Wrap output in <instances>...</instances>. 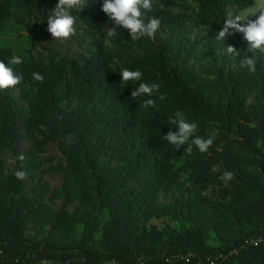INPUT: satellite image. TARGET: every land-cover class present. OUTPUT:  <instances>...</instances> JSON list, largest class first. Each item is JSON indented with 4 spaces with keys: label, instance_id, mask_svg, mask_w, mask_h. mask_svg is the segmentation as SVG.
<instances>
[{
    "label": "trees",
    "instance_id": "trees-1",
    "mask_svg": "<svg viewBox=\"0 0 264 264\" xmlns=\"http://www.w3.org/2000/svg\"><path fill=\"white\" fill-rule=\"evenodd\" d=\"M46 1L49 12L43 0H0V61H23L13 66L20 99L0 90V264H264V54L239 32L216 40L227 12L255 0H153L146 15L160 27L135 41L122 27L109 37L103 0H85L71 12L85 38L72 46L52 40L58 0ZM251 56L255 72L241 62ZM122 69L141 80L122 84ZM141 82L160 87L131 97ZM145 99L155 107L142 108ZM176 112L197 125L194 136L213 138L207 152L163 139ZM57 142L53 212L47 188L29 197L14 173L28 175ZM225 171L231 180L220 179ZM28 224L42 228L40 240L25 236Z\"/></svg>",
    "mask_w": 264,
    "mask_h": 264
},
{
    "label": "clouds",
    "instance_id": "clouds-1",
    "mask_svg": "<svg viewBox=\"0 0 264 264\" xmlns=\"http://www.w3.org/2000/svg\"><path fill=\"white\" fill-rule=\"evenodd\" d=\"M86 4L85 0H58L56 6L50 11L47 18V31L51 34L52 40L60 41L61 43L70 39L76 32L75 17L71 14L73 9L81 10ZM153 8V0H103L101 11L104 12L113 27L108 28L107 35L109 37L117 36V27H122L129 31L132 40H139L143 37L155 38L156 32L160 27L161 21L158 18L148 17L147 12H151ZM255 16V19H248L249 16ZM235 32L243 34L247 41L250 52H260L264 54V0H255L253 10L244 14L229 10L226 14L223 26L216 36V40L224 41L228 36ZM227 54H237V49L229 45L225 48ZM22 59L19 56L13 55L8 60V65H20ZM242 64L247 66L249 71L255 72V60L251 57H245ZM122 77L121 83L127 85L129 82L140 81L142 73L139 70L122 69L120 72ZM32 78L37 82H43L44 77L39 73H33ZM23 80L21 75L14 72L13 67L6 66L0 61V90H6L15 87ZM159 84L139 83L131 92V97L137 98L141 96L151 97L154 91H158ZM163 100L165 97L160 96ZM154 99H145L142 103V108L145 110L149 107H155ZM171 123L175 125L176 131H169L163 139L168 144L173 145L176 149L187 144L186 151H191L189 141L194 144L198 150L205 153L213 144V138L207 139L199 136H194L197 131L195 123L186 122L180 112H176ZM23 161L24 156L21 154L18 157ZM17 179H25L27 174L24 171L17 170L14 173ZM233 174L225 171L220 177L221 180H231Z\"/></svg>",
    "mask_w": 264,
    "mask_h": 264
},
{
    "label": "rangeland",
    "instance_id": "rangeland-1",
    "mask_svg": "<svg viewBox=\"0 0 264 264\" xmlns=\"http://www.w3.org/2000/svg\"><path fill=\"white\" fill-rule=\"evenodd\" d=\"M43 4H44L43 10H46L47 12H49V10L47 9V7L49 6L48 1L43 0ZM253 8L242 10L239 13L244 14L250 10H253ZM255 18H256L255 16H251V15L248 17V19H255ZM42 19H43V14L39 12L36 15L35 20H38L37 22L39 21L41 22ZM35 20H33V23L35 22ZM41 26L44 27V24ZM82 37L85 38L81 30L76 29L75 34L71 36L70 39H68L67 41L63 43L59 41V43L69 44L72 46V45H75L77 41H80ZM5 65L13 67V65H10V64L8 65V62ZM5 91L9 95L14 97L15 99H20L19 91L15 90L14 87L8 88ZM28 146H29L28 141L24 138H20L19 141L17 142V151L19 153H25ZM35 158H36V163L33 164L32 170L29 172L26 178L23 179L26 184V190H25L26 194L29 197H33L34 196L32 193L33 187L36 184L44 185L47 188L48 192H45L46 194L44 195L43 202L46 205H48L53 212H57L60 209L61 202L60 200L53 201L51 199V196H52L53 191L58 190L61 185L60 173L56 172V168L63 163V157L60 151L59 143L57 142V143L47 144L44 147V150L41 153H39ZM103 161L106 162L105 160ZM5 162H6V167H7L6 172L9 173L12 171V168L15 164V159L13 158L11 154H7L5 156ZM66 209L69 213H74L77 209V205L72 204L68 206ZM46 230L47 229L43 231L46 232ZM41 233H42V228L40 226L34 227L31 224H28L25 230V236L35 241L40 240Z\"/></svg>",
    "mask_w": 264,
    "mask_h": 264
}]
</instances>
